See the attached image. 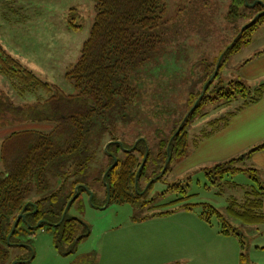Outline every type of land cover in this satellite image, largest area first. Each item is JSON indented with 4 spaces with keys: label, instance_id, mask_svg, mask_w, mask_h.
I'll return each instance as SVG.
<instances>
[{
    "label": "rangeland",
    "instance_id": "374dc122",
    "mask_svg": "<svg viewBox=\"0 0 264 264\" xmlns=\"http://www.w3.org/2000/svg\"><path fill=\"white\" fill-rule=\"evenodd\" d=\"M230 3L231 0H165L163 23L158 27L161 42L129 74L128 86L136 90V96L127 104L125 113L132 120L108 122V131L115 132L126 145L139 136L153 146L159 135H168L179 125L191 107L188 95L202 92L207 82V94L217 97L212 90L219 83L227 89L230 80L239 79L253 87L264 80L263 74L256 77L250 71V67L264 61V21L256 24L248 43H242V38L239 49L226 53L253 16L251 7L246 6L240 8L237 17H229ZM71 8L77 12L76 20L71 22L79 28L70 27ZM94 17L92 0H0V44L40 79L57 85L65 94H73L76 90L65 73L80 55ZM1 94L10 100L11 107H26L36 101V94L19 97L0 74V97ZM39 96L42 100L47 95L39 91ZM235 97L231 102L217 97L201 106L187 127L185 156L173 161L165 176L154 182L137 203H107L100 178L107 160L100 158L99 149L90 168L81 176V185L87 184L86 189L75 194L76 199L67 211V216L78 219L75 241L60 237L54 240L52 230L34 228L32 234L21 233L20 245L14 242L17 238H12L13 242L6 247L9 256L0 264H241V253L245 255L243 264H264V226H241L225 213L227 199L242 201L245 192L251 190L249 175L239 172L226 176L228 182L220 188L200 169L228 160L219 161L216 135L222 129L208 138L201 136L203 130L213 127L211 120L234 112L241 101L238 92ZM16 118L8 112L6 120ZM52 126L31 121L0 124V146L14 130L48 131ZM102 136L100 148H105L110 135ZM240 165L249 167L245 159ZM216 177L212 180L217 181ZM174 184H181L188 194H194L189 202L200 204L193 205L192 211L178 209L148 218L156 206L180 196L176 189H168ZM38 194L32 185L28 198L34 200ZM205 202L241 229L244 248L236 236L219 233L222 222L215 214L210 217L211 224L199 217ZM176 207L177 204H165L160 210ZM21 227L29 230L24 222ZM187 255L191 256L188 263ZM143 258L147 260L139 261Z\"/></svg>",
    "mask_w": 264,
    "mask_h": 264
},
{
    "label": "trees",
    "instance_id": "16d2710c",
    "mask_svg": "<svg viewBox=\"0 0 264 264\" xmlns=\"http://www.w3.org/2000/svg\"><path fill=\"white\" fill-rule=\"evenodd\" d=\"M92 1L95 17L89 34L76 62L65 73L76 90L73 94H65L57 85L40 79L0 44V74L9 81L19 97L36 94L35 104L26 107H11L10 100L1 94L0 124L21 125L31 121L53 125L48 131L14 130L2 140L0 261L7 260L9 253L6 247L11 245L13 237L17 238L15 244L20 245L18 237L21 233L32 234L34 228L52 230L54 240L60 237L67 242L75 241L78 219L67 216V211L76 199L73 198L75 194L79 195L86 189L87 184L81 185V176L90 168L99 149L100 158L102 156L107 160L100 177L105 185L107 203L134 204L154 182L165 176L173 161L185 156L187 127L206 101L225 97L226 102H231L236 99L237 92L241 97L234 112L209 122L213 127L208 131L203 130V139L225 128L238 111L264 95V80L254 87L247 86L239 79L230 80L227 89L219 83L212 90L217 97L207 94L210 90V82H207L202 92L188 95L189 112L168 135H159L153 146L145 137L139 136L136 137L138 140L135 138L126 145L115 132L107 130V123L132 120L125 113L127 104L136 96V90L128 86L129 74L142 65L161 42L158 27L163 23L165 0ZM246 6L251 7L252 20L243 27L226 53L239 49L242 38V43H248L256 24L264 21V0H231L229 17H237L240 8ZM75 14V8H71L68 14L69 23L72 24L70 27L79 28V25L71 22V19L76 20ZM220 66L221 62L216 67V75ZM39 91L47 95L42 100ZM8 112L18 118L6 120ZM104 133L110 135V139L105 148H100ZM258 150H264V143L212 167L200 168L211 180L217 176V181L210 182L220 188L228 182L226 176L239 172L249 175L251 190L245 192L242 201L230 197L225 207L226 215L240 222L241 226L264 224V186L257 169L240 165L249 154ZM73 176L78 178L72 179ZM32 185L39 193L34 200L28 198ZM171 188L176 189L180 196L156 206L148 218L178 209L192 211L193 205L200 204L188 201L194 194H188L181 184L168 187ZM165 204H177V207L160 210ZM202 204L204 209L199 217L211 224L210 217L215 214L222 222L219 233L236 236L244 248L241 229L232 226L213 205ZM23 222L29 230L21 227ZM244 260L245 255L241 253L240 263L243 264Z\"/></svg>",
    "mask_w": 264,
    "mask_h": 264
},
{
    "label": "crops",
    "instance_id": "0c3cea01",
    "mask_svg": "<svg viewBox=\"0 0 264 264\" xmlns=\"http://www.w3.org/2000/svg\"><path fill=\"white\" fill-rule=\"evenodd\" d=\"M253 66L255 67L253 68ZM253 66L250 67L252 76L264 75L263 60ZM216 136L221 154L219 161L236 157L235 155L245 153L251 148L264 143V95L258 101L238 111L229 120L228 125L219 131ZM245 160L249 164V167L257 169L258 177L264 186V150L252 152ZM262 212L264 213V198L262 199ZM145 260L147 259H139V261ZM186 260L188 263L191 260V256L187 255ZM154 264L161 263L157 262ZM172 264L177 263L173 262Z\"/></svg>",
    "mask_w": 264,
    "mask_h": 264
},
{
    "label": "water",
    "instance_id": "95a60500",
    "mask_svg": "<svg viewBox=\"0 0 264 264\" xmlns=\"http://www.w3.org/2000/svg\"><path fill=\"white\" fill-rule=\"evenodd\" d=\"M76 197V196H75ZM22 215V214H21ZM22 217H24V215H22ZM40 223V221L39 222H37V224H39Z\"/></svg>",
    "mask_w": 264,
    "mask_h": 264
}]
</instances>
